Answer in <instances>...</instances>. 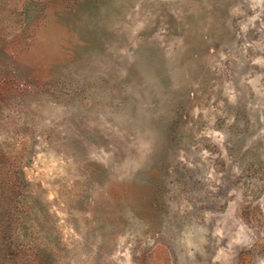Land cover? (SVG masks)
<instances>
[{"label":"rangeland","instance_id":"1","mask_svg":"<svg viewBox=\"0 0 264 264\" xmlns=\"http://www.w3.org/2000/svg\"><path fill=\"white\" fill-rule=\"evenodd\" d=\"M0 264H264V0H0Z\"/></svg>","mask_w":264,"mask_h":264}]
</instances>
